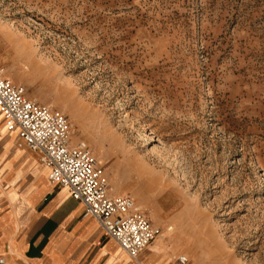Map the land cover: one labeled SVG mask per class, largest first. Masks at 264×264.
Returning a JSON list of instances; mask_svg holds the SVG:
<instances>
[{"label": "rangeland", "instance_id": "rangeland-1", "mask_svg": "<svg viewBox=\"0 0 264 264\" xmlns=\"http://www.w3.org/2000/svg\"><path fill=\"white\" fill-rule=\"evenodd\" d=\"M0 68L168 264H264V0H0Z\"/></svg>", "mask_w": 264, "mask_h": 264}, {"label": "crops", "instance_id": "crops-1", "mask_svg": "<svg viewBox=\"0 0 264 264\" xmlns=\"http://www.w3.org/2000/svg\"><path fill=\"white\" fill-rule=\"evenodd\" d=\"M0 112V254L7 264H168L150 245L129 257L66 187L51 183L35 151L16 145ZM5 210H1V206ZM1 256V255H0ZM4 257V263L6 257Z\"/></svg>", "mask_w": 264, "mask_h": 264}, {"label": "built area", "instance_id": "built-area-1", "mask_svg": "<svg viewBox=\"0 0 264 264\" xmlns=\"http://www.w3.org/2000/svg\"><path fill=\"white\" fill-rule=\"evenodd\" d=\"M0 112L4 126L17 132L16 145L35 151L49 170V181L66 187L81 203L83 214L93 217L103 235L129 257L136 259L160 234V228L131 197L108 191V179L89 146L84 141L71 143V125L66 116L30 99L22 85L3 76L1 68ZM176 260L185 263L186 257L178 255ZM3 263L4 257L0 256Z\"/></svg>", "mask_w": 264, "mask_h": 264}, {"label": "bare ground", "instance_id": "bare-ground-1", "mask_svg": "<svg viewBox=\"0 0 264 264\" xmlns=\"http://www.w3.org/2000/svg\"><path fill=\"white\" fill-rule=\"evenodd\" d=\"M44 167V166H43ZM45 169H47V167H44ZM120 248V247H119Z\"/></svg>", "mask_w": 264, "mask_h": 264}]
</instances>
